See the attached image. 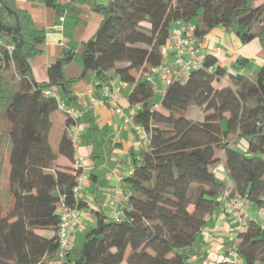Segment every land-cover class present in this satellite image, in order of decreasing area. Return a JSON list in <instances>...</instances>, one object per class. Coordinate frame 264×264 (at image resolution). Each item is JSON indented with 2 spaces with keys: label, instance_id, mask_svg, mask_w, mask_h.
Returning <instances> with one entry per match:
<instances>
[{
  "label": "trees",
  "instance_id": "16d2710c",
  "mask_svg": "<svg viewBox=\"0 0 264 264\" xmlns=\"http://www.w3.org/2000/svg\"><path fill=\"white\" fill-rule=\"evenodd\" d=\"M93 7L101 21L83 43L81 78L93 76L98 88L125 86L130 120L145 133L146 147L131 154V170L120 180L117 218L93 212L95 227L60 258L62 209L87 207L74 192L83 167H56L59 157L75 163L73 121L60 97L74 103L71 83L80 78L65 77L73 56L66 51L48 66L47 82L34 81L30 60L45 31L14 0H0V177L8 166L0 264H120L125 257L127 264H195L196 238L221 206L219 196L264 207V64L249 72V60L238 56L226 68L204 50L182 78L163 86L159 104L148 78L166 63L161 50L177 23L193 27L191 49L217 27L264 48V0H112ZM263 225L252 219L230 247L241 264H264Z\"/></svg>",
  "mask_w": 264,
  "mask_h": 264
},
{
  "label": "crops",
  "instance_id": "0c3cea01",
  "mask_svg": "<svg viewBox=\"0 0 264 264\" xmlns=\"http://www.w3.org/2000/svg\"><path fill=\"white\" fill-rule=\"evenodd\" d=\"M111 2L112 0H14L15 7L29 15L33 26L45 31V41L40 47L41 52L30 60V73L34 81L47 82L48 66L64 52L72 51L73 53L70 63L64 68V75L67 79L80 78L71 83L74 103H67L61 98L60 101L66 108L81 112L78 118V132L83 133L84 136L78 138L76 155L81 158V165L88 174L79 192V197L87 204L84 208L87 211L83 212V209L80 211L82 224L86 220L95 224V219L93 221L88 212L92 214V212L102 211L97 208L99 189L107 193V197L114 186H119L118 182L122 176L131 170V154L137 156L146 147L143 136L130 120L131 108L125 97V86H121V94L114 104L105 95V93L110 94L112 88L106 86L98 88L93 76L81 78L83 43L95 34L101 21L93 4L108 6ZM56 25H60L61 29H53ZM226 31L219 27L213 29L200 43H196V45L199 44L194 55L201 56L202 49L214 52L218 61L226 68L231 67L236 57H245L249 60L247 68L249 72L264 64V48L257 40L243 45L234 33ZM217 48H219L218 54H216ZM172 56L171 51L167 60L171 61ZM252 57L256 58V64L250 62ZM110 85L116 87L119 84L117 81H112ZM116 108L120 109V113L115 112ZM56 167L69 173L77 171L73 163H69L62 157L57 159ZM97 168L102 171L103 178L108 180L107 186H97L99 176L93 170ZM218 171L221 172V169ZM219 172H217L218 177L224 176L223 172H221L222 175ZM90 175L92 177H89ZM81 192L84 194L88 192L89 198H86L96 201L92 203L94 207L89 201L84 200ZM246 207L252 219L264 220L262 218L264 207L258 208L256 205L252 208ZM240 231V227L232 216L225 215L221 206L214 207L207 215L205 225L196 238L192 261L195 264L225 262L228 250L237 243V235ZM48 232L45 234L50 235L51 232ZM82 234L76 231L71 236L69 248H74L75 244L83 239Z\"/></svg>",
  "mask_w": 264,
  "mask_h": 264
},
{
  "label": "built area",
  "instance_id": "2783aa9c",
  "mask_svg": "<svg viewBox=\"0 0 264 264\" xmlns=\"http://www.w3.org/2000/svg\"><path fill=\"white\" fill-rule=\"evenodd\" d=\"M63 20L62 18L60 19ZM53 29H61L60 25H56ZM192 31L193 27L186 26L184 24H175L168 43L162 48L161 53L166 56L169 52H173V62L171 64L164 63L163 65L153 68L151 70L152 76L157 75L163 83V85H168L172 80H176L182 78L195 64L194 59V52L195 49H191L190 47L194 44V40L192 39ZM148 80H152L148 78ZM121 86L119 84L116 86L108 97L112 103L116 104L120 94H121ZM162 92V91H161ZM59 108H65L62 103L59 104ZM157 108V106H155ZM66 109V108H65ZM68 116L72 119L73 123L70 127V132L72 134V139L74 142L75 148H77V135H78V124L77 119L81 116V112L76 109L68 108L65 110ZM116 113L120 112L119 108H116ZM133 110L130 111V115L132 116ZM139 133L143 136L144 141H147L146 135L141 128H137ZM74 165L77 168H82L81 165V158L75 156V163ZM84 171V170H83ZM84 172L78 177V185L74 189L76 193L80 187L82 181L85 179ZM123 198V194L121 190H116L112 195L111 203L113 207L112 216L117 218L119 215V202ZM217 201L221 203V207L223 213H226L232 216L235 221L237 222L239 227L246 228L247 224L252 220L247 207V203L245 199H241L239 197H235L233 200L226 201L223 197L219 196ZM79 216L80 212L77 209L66 208L64 207L60 214V226H59V236H60V250H59V257L62 258L64 256L65 250L68 246L69 238L74 233L76 228L79 225ZM264 228V225L262 226ZM242 228V229H243ZM230 262L231 264H238L237 261L239 258L237 257L235 251L233 250L230 254ZM59 264V263H58Z\"/></svg>",
  "mask_w": 264,
  "mask_h": 264
},
{
  "label": "rangeland",
  "instance_id": "374dc122",
  "mask_svg": "<svg viewBox=\"0 0 264 264\" xmlns=\"http://www.w3.org/2000/svg\"><path fill=\"white\" fill-rule=\"evenodd\" d=\"M219 28H221V27H219ZM227 32V31H226ZM230 34V33H229ZM243 45H245V44H243ZM249 49H250V47H248ZM252 48V47H251ZM201 52L203 53L204 52V50L202 49L201 50ZM170 53V52H169ZM168 53V54H169ZM168 55H166L165 56V62L167 63V64H171L172 62H173V59L171 60V61H168L167 60V57ZM251 61V63L252 64H256L255 63V60H256V58L254 57H252L251 59H250ZM252 66V65H251ZM152 83H153V86H154V88H155V96H154V98L152 99V102H154V103H157V104H159V102H160V100H161V98H162V96H161V91L163 90V84H162V81H161V79L159 78V77H157V75H154L153 77H152ZM57 94L59 95V96H62L61 94H60V92L58 91L57 92ZM105 95H106V97L108 98V95L105 93ZM61 99H62V101H65V98H63V97H60ZM62 118V115H60V113H57L56 114V116L54 117V123H55V125H57V121L59 120V119H61ZM1 124V123H0ZM0 129H1V131H3L2 130V128L0 127ZM82 136H84L83 135V133H81V132H78V135H77V138H81ZM6 139V138H5ZM231 144H233L232 143V141H231ZM239 144H240V146H243V142L242 141H239ZM8 147H9V141H7V140H5V141H3V146H2V151H3V154H4V156H5V161H6V158H7V155H8ZM100 162V161H99ZM219 169H221V172H222V168L220 167V168H218L217 169V172H219L218 170ZM84 170V174H85V179L84 180H86L87 178H88V174H87V170H85V169H83ZM91 170V169H90ZM94 170V172L99 176V178H98V183H97V186H107V183H108V180H106L105 178H103V176H102V171L99 169V168H97V169H93ZM93 172V173H94ZM221 172H219L220 174H221ZM222 175V174H221ZM7 177H8V166L6 165V163L3 165V174H2V177H0V198L3 200V203H4V205L5 206H7L8 205V200H7V198H6V187H7ZM83 180V181H84ZM83 181H82V183H83ZM82 183H81V187H82ZM118 184H119V186H114V188L112 189V191L110 192V194H108V196L106 197V195H107V193H104V191H101L100 189H99V196H98V207L97 208H100L102 211V213H104L105 215H111L112 214V211H113V207H112V205H110V203H111V197H112V195L114 194V192L116 191V190H120V182H118ZM81 187H80V189L78 190V192H80L81 191ZM84 195V200H86V201H89L90 202V204H92V203H95L96 201H94V199H92V200H88L86 197H88L89 198V193L88 192H85V194H84V192H81V195ZM92 207H94V204H92L91 205ZM247 206H250L251 208H252V206H254L253 205V203H247ZM86 208V207H85ZM247 209V208H246ZM82 211V210H81ZM87 210H84V208H83V212H86ZM82 213V212H81ZM88 214L92 217V220L94 221V219H95V215H94V213L92 212V214L90 213V212H88ZM225 215H227L228 216V214H226V213H224ZM230 216V215H229ZM80 217H82L81 215H80ZM233 218V217H232ZM263 219H264V216L262 217ZM234 219V218H233ZM79 221H80V223H79V226H80V228H79V226L76 228V230H75V232L76 231H78V233H83L82 234V237H83V239L82 240H80V241H78L76 244H75V246H74V248L75 249H78L81 245H82V243H83V240H84V236H85V233H87L88 231H90L91 229H93L94 227H95V224H93V222L91 223L89 220H86V221H84L83 222V224H82V221H81V218H79ZM234 221H235V219H234ZM262 221H264V220H261L260 221V223H264V222H262ZM95 222V221H94ZM236 222V221H235ZM237 223V222H236ZM238 225V224H237ZM243 228V227H242ZM242 228L240 227V229L242 230ZM244 229V228H243ZM74 232V233H75ZM74 233L71 235V236H73L74 235ZM71 236H70V238H69V242H68V244L70 243V239H71ZM236 245V244H235ZM235 247V246H234ZM233 251V249L232 248H229V250H228V255L229 256H231L230 254H231V252ZM226 263L227 264H231V262L227 259L226 260ZM237 263L238 264H241V262H240V260H238L237 261ZM120 264H127V262H126V257L123 259V261L120 263ZM233 264V263H232Z\"/></svg>",
  "mask_w": 264,
  "mask_h": 264
},
{
  "label": "bare ground",
  "instance_id": "6f19581e",
  "mask_svg": "<svg viewBox=\"0 0 264 264\" xmlns=\"http://www.w3.org/2000/svg\"><path fill=\"white\" fill-rule=\"evenodd\" d=\"M60 21H61V20H60ZM61 22H62V21H61ZM216 52H217L216 54H218V52H219V48L216 49ZM195 60H197V58H196Z\"/></svg>",
  "mask_w": 264,
  "mask_h": 264
}]
</instances>
